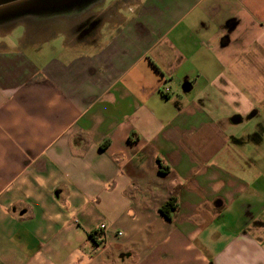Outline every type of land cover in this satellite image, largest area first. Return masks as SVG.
Here are the masks:
<instances>
[{"label":"crops","instance_id":"0c3cea01","mask_svg":"<svg viewBox=\"0 0 264 264\" xmlns=\"http://www.w3.org/2000/svg\"><path fill=\"white\" fill-rule=\"evenodd\" d=\"M88 1L0 19V264H264V0Z\"/></svg>","mask_w":264,"mask_h":264},{"label":"rangeland","instance_id":"374dc122","mask_svg":"<svg viewBox=\"0 0 264 264\" xmlns=\"http://www.w3.org/2000/svg\"><path fill=\"white\" fill-rule=\"evenodd\" d=\"M58 1L65 5L74 2H89L88 0H0V19L5 14L11 13L12 9L16 7L20 8L21 6L32 5L36 2ZM0 29H2V27H0ZM221 76L226 86L224 85L225 88L223 90L221 88L220 90V101L228 105V111H230L231 115L235 112L234 114L240 117V111L244 110L246 112L243 116V121L232 126V130H234L238 136L242 137V143L244 142L246 148L251 149V152L255 149L257 144H261L264 147V90H249L245 88L239 78L227 70L224 71ZM261 76L262 79H264V75ZM233 85H236V87ZM227 87H230V90H228ZM225 92H230V94L233 92L234 99L232 101H225L224 97L227 95ZM248 105L251 106V109L248 108ZM248 134H250V136H248ZM254 155L253 152L251 156L252 159L255 157Z\"/></svg>","mask_w":264,"mask_h":264},{"label":"built area","instance_id":"2783aa9c","mask_svg":"<svg viewBox=\"0 0 264 264\" xmlns=\"http://www.w3.org/2000/svg\"><path fill=\"white\" fill-rule=\"evenodd\" d=\"M106 230H107V225L105 223H100L91 233V239L98 244L104 243L106 238Z\"/></svg>","mask_w":264,"mask_h":264},{"label":"trees","instance_id":"16d2710c","mask_svg":"<svg viewBox=\"0 0 264 264\" xmlns=\"http://www.w3.org/2000/svg\"><path fill=\"white\" fill-rule=\"evenodd\" d=\"M161 210L164 212V207H162ZM90 237H91V235H90Z\"/></svg>","mask_w":264,"mask_h":264},{"label":"water","instance_id":"95a60500","mask_svg":"<svg viewBox=\"0 0 264 264\" xmlns=\"http://www.w3.org/2000/svg\"><path fill=\"white\" fill-rule=\"evenodd\" d=\"M184 88L187 90V85H184Z\"/></svg>","mask_w":264,"mask_h":264}]
</instances>
